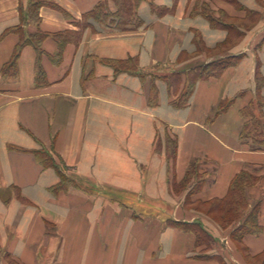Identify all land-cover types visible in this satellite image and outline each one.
Masks as SVG:
<instances>
[{
  "label": "crops",
  "instance_id": "crops-1",
  "mask_svg": "<svg viewBox=\"0 0 264 264\" xmlns=\"http://www.w3.org/2000/svg\"><path fill=\"white\" fill-rule=\"evenodd\" d=\"M30 1L43 4L37 21ZM102 1L0 0V264L259 262L264 147L243 132L264 124V0H143V25L127 31L87 26ZM21 24L49 37L6 72ZM56 34L71 38L62 50ZM225 59L180 103L188 73ZM193 166L205 180L194 193L195 179L182 184ZM242 172L257 178L246 194L262 228L243 253L201 209ZM171 222L201 225L210 248Z\"/></svg>",
  "mask_w": 264,
  "mask_h": 264
},
{
  "label": "trees",
  "instance_id": "trees-1",
  "mask_svg": "<svg viewBox=\"0 0 264 264\" xmlns=\"http://www.w3.org/2000/svg\"><path fill=\"white\" fill-rule=\"evenodd\" d=\"M110 2H113L117 7L116 12H111L109 9ZM143 0H103L100 2L94 10L85 15V23L89 26L88 21L92 20L96 24L104 29L109 30H118V31H127L133 30L141 27L143 25V21L139 17V7ZM43 4L37 1H30L28 14L30 19L38 18V10L42 7ZM204 14L210 21L213 27H225L226 28V18L217 19L214 18L211 14H206L204 9ZM26 21L27 18L22 19ZM232 22V21H231ZM85 24V25H86ZM250 24V21H249ZM254 25V24H251ZM232 30L238 28L236 26L228 27ZM235 28V29H234ZM14 32L19 34L20 42L15 50L13 55V59L8 65V69L6 72L10 71L12 68L16 67L19 56L23 48L27 45L33 46L40 54L42 53L41 44L42 42L49 37L47 34H43L38 32L36 35H26L24 34V30L21 26L14 28ZM57 43L59 44L61 50L67 44L71 38H67L66 34H56L53 36ZM76 41V40H75ZM229 41L227 44H230ZM235 62L231 59H225L218 63L209 64L206 66L199 67L195 71H191L187 74V87L185 88L183 95L181 96L180 103L186 105L189 101L190 96L192 95L196 83L201 79H208L210 77L219 76L222 74L227 67L234 64ZM124 66H119L117 71L125 72ZM261 124V123H260ZM255 124H247L245 126L243 132V138H248L253 134L255 138L254 147L260 149L264 147V124L263 126H254ZM262 128L263 130H261ZM263 133V134H261ZM263 139L257 140L261 138ZM253 138V139H254ZM167 144L169 148V152L174 156L175 154V141L171 138L167 139ZM195 179L192 193L199 191L204 185L205 180L203 178H199L197 174V169L193 166L189 169L185 180L183 181V186H187L190 182ZM257 183V178L248 172H242L239 174L233 181L229 196L227 199L223 201H216L212 203L208 208H205V212L211 216L213 219L223 228L228 224H236L232 233L233 241L236 243H241L244 236L246 235H258L261 233L262 228L258 224V212L259 205H253L252 208L249 207V202L247 198L246 191L252 187H254ZM201 207V205H199ZM250 209V211H249ZM249 211V212H248ZM171 225L182 228L185 232L195 234L197 237V241L201 245H206L210 248L213 238L210 236L207 230H205L201 225L194 224H180L171 222Z\"/></svg>",
  "mask_w": 264,
  "mask_h": 264
},
{
  "label": "rangeland",
  "instance_id": "rangeland-1",
  "mask_svg": "<svg viewBox=\"0 0 264 264\" xmlns=\"http://www.w3.org/2000/svg\"><path fill=\"white\" fill-rule=\"evenodd\" d=\"M228 20H230V21H232V22L235 21V22L238 23V24H240V22H241L240 20H235V19H228ZM245 25H248V24H245ZM228 47H229V46H228ZM199 208H200V207H199ZM201 209H204V208L202 207ZM204 210H205V209H204ZM235 225H236V224H232V225H231V224H228L226 227H223V229L227 230V229L231 228V226H232V229H233V228H235V227H234ZM233 230H234V229H233ZM231 233H233V232H231ZM231 238H232V240H233L232 235H231ZM234 243H235V245L237 246V248H238L239 251H241V252L244 251V248H243V246L241 245V243H236L235 241H234ZM242 253H243V252H242ZM249 261H250V263H251L252 260L249 259ZM258 261H259V262H256V263H255L254 261H252V263H253V264H258V263H260V262L263 263V262H264V258H262V259H260V260H258Z\"/></svg>",
  "mask_w": 264,
  "mask_h": 264
}]
</instances>
